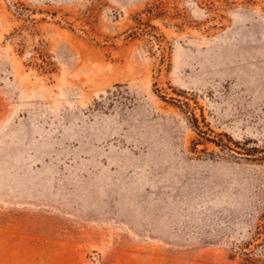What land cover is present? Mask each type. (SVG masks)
I'll return each instance as SVG.
<instances>
[{
    "label": "rangeland",
    "instance_id": "rangeland-1",
    "mask_svg": "<svg viewBox=\"0 0 264 264\" xmlns=\"http://www.w3.org/2000/svg\"><path fill=\"white\" fill-rule=\"evenodd\" d=\"M263 212L264 0H0V264L263 263Z\"/></svg>",
    "mask_w": 264,
    "mask_h": 264
},
{
    "label": "trees",
    "instance_id": "trees-1",
    "mask_svg": "<svg viewBox=\"0 0 264 264\" xmlns=\"http://www.w3.org/2000/svg\"><path fill=\"white\" fill-rule=\"evenodd\" d=\"M262 216L264 217V212L262 213ZM261 234H264V227L257 228V230H256V235L259 236ZM259 262H260L259 260L256 261V260H252V259L247 258V257L246 258L243 257L241 264H264V262L263 263H259Z\"/></svg>",
    "mask_w": 264,
    "mask_h": 264
},
{
    "label": "water",
    "instance_id": "water-1",
    "mask_svg": "<svg viewBox=\"0 0 264 264\" xmlns=\"http://www.w3.org/2000/svg\"><path fill=\"white\" fill-rule=\"evenodd\" d=\"M107 91H109V89H107Z\"/></svg>",
    "mask_w": 264,
    "mask_h": 264
}]
</instances>
